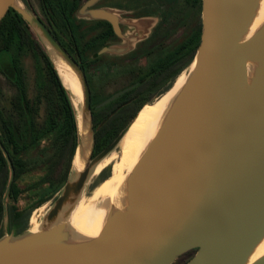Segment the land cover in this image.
I'll use <instances>...</instances> for the list:
<instances>
[{
  "label": "water",
  "instance_id": "obj_1",
  "mask_svg": "<svg viewBox=\"0 0 264 264\" xmlns=\"http://www.w3.org/2000/svg\"><path fill=\"white\" fill-rule=\"evenodd\" d=\"M98 1L89 0L83 10ZM263 1L202 0L193 68L126 174L98 237L85 238L70 219L92 173L146 105L93 157L92 92L84 70L24 2L0 0V21L10 9L21 15L54 62L70 69L82 94L78 112L73 105L78 166L74 162L37 232L12 230L0 238V264H174L191 252L186 264H264V255L253 262L264 243V22L253 31ZM86 17L110 22L121 36L118 15L101 9Z\"/></svg>",
  "mask_w": 264,
  "mask_h": 264
},
{
  "label": "rangeland",
  "instance_id": "obj_2",
  "mask_svg": "<svg viewBox=\"0 0 264 264\" xmlns=\"http://www.w3.org/2000/svg\"><path fill=\"white\" fill-rule=\"evenodd\" d=\"M29 1L35 14L39 16L52 31L60 27L61 23L59 24V19L56 16L51 17L45 13L43 9V0ZM61 1L63 0H52L53 3ZM68 1L78 5L76 16L78 20L83 21V25H80L82 44L90 41V39L94 40L95 37L98 39L97 43H99V50L96 54H91L92 59H90L91 62L87 67V74L90 77L92 92L98 99L106 98L111 94L128 88L134 82L141 81L149 72L152 65L179 45L196 25L195 7L186 4L185 0H99L88 11L102 9L112 12L118 15L123 20L124 24L126 22L131 24L137 19L150 15L160 19L158 26L153 30L151 36L141 45H138V49L132 53L116 57L113 54L102 51L104 49H110L113 45L112 43L108 44V41L112 38L108 37L107 40L105 38L107 36L105 35L106 32L104 33L103 29L106 28L110 31L113 27L110 24H104L101 20L91 21L86 17L88 11H84L83 8L89 0ZM20 2L23 3L22 0H20ZM136 22H138V20ZM59 31L61 40L65 43L73 56L79 60L69 30L61 27ZM106 40L107 42L105 43ZM38 43L41 44L52 61L54 68L59 72L56 63L51 58V54L38 37L36 43H30L24 49L22 64L26 72L28 100L31 109V116L26 124L20 122V116L14 114L15 112L12 107V101L17 94V89L5 77L0 69V128L3 125V121L7 118L11 117L17 119L20 128L19 132L17 131V142L22 148L19 157H23L29 164L28 172L18 181V185L23 190V193H21L17 201L8 200L10 205H14L18 209L29 207L38 201L49 189L52 195L56 188L62 189L70 176L75 162V160H73L72 166L68 171V160L66 158L60 162L55 172L48 175V165L56 158L57 151L60 147L55 142L53 134L48 132L47 128L50 126L49 119L51 115L56 118L61 117L62 101L59 90ZM3 54L7 56L10 55L9 52ZM191 70L192 66L187 69L185 73L186 78ZM66 90L78 112L79 98H77L70 89L66 88ZM117 150L118 149L115 151ZM127 173L128 171L125 172V175ZM111 175V167H106L96 175L92 173L86 193L80 201L89 205V212L92 218L95 217L100 202H89L88 196L101 182ZM38 183H41V185L35 187ZM50 183L54 185V187L51 188ZM46 204L47 207L43 215L50 208L51 202ZM8 220L9 218H5L2 222V234L8 232ZM28 228L29 230L32 229L29 225ZM194 255L195 252L188 253L180 257L174 264H186Z\"/></svg>",
  "mask_w": 264,
  "mask_h": 264
},
{
  "label": "trees",
  "instance_id": "obj_3",
  "mask_svg": "<svg viewBox=\"0 0 264 264\" xmlns=\"http://www.w3.org/2000/svg\"><path fill=\"white\" fill-rule=\"evenodd\" d=\"M22 1L33 10L29 0ZM185 3L195 7V27L179 45L155 62L141 81L134 82L128 87L129 90L126 93L100 108L98 106L113 94L106 98L98 99L91 89L95 132L93 157L107 148L145 105L154 103L169 92L179 76L193 65L201 40L202 0H185ZM43 9L49 16H56L59 19V24L61 23V25L55 28V31H52L44 21H41L46 25L51 35L61 47L79 63L91 87L87 67L91 62L90 59H92L91 54H96L99 50V43H97L98 39L95 37L94 40L90 39V41L82 44L80 25H83V21L78 20L76 16L78 5L68 0L57 3H53L52 0H43ZM104 24L109 23L104 22ZM61 27L69 30L79 60L73 56L61 40V36L59 35ZM105 35H107L105 37L106 39L108 37L116 38L112 28L110 31L107 29ZM36 42L37 36L30 25L15 10L10 9L4 19L0 21V69L17 89V94L12 101V107L15 112L14 114L20 116V122L24 124L27 123V120L31 116V109L28 100L27 77L22 64V55L24 49L30 43ZM38 46L41 48L42 55L46 60L62 101L61 117L56 118L51 115L49 119L50 126L47 128L48 132L53 134L55 142L60 147L57 151L56 158L48 165V175H51L55 172L60 162L66 158L68 160V171L72 166L79 140L78 121L73 103L58 72L40 43H38ZM5 52H9L10 55H4L3 53ZM19 130L17 119L11 117L3 121V125L0 128V142L5 148L4 151L0 145V238L4 236L1 232V226L5 219L6 206L9 218L8 232L14 230L16 235H22L29 230L28 225L32 213L48 202H51L52 205L62 190L61 188H56L52 195L49 189L38 201L25 209H18L16 206L8 203V200L17 201L21 193H23V190L18 185V181L29 170L27 160L19 157L22 150L17 142V131L19 132ZM8 158L12 165L9 164ZM12 168L14 169V175L12 174ZM40 185L41 183H38L35 187ZM50 186L51 188L54 187L51 183Z\"/></svg>",
  "mask_w": 264,
  "mask_h": 264
},
{
  "label": "bare ground",
  "instance_id": "obj_4",
  "mask_svg": "<svg viewBox=\"0 0 264 264\" xmlns=\"http://www.w3.org/2000/svg\"><path fill=\"white\" fill-rule=\"evenodd\" d=\"M263 22L264 1L253 31H255ZM56 66L64 87L70 89L72 93L80 99L82 95L81 89L78 82L73 77L70 69L64 64L58 62H56ZM186 71L179 76L169 92L156 100L154 103L147 104L140 111L137 119L119 143L117 147L118 150L114 151L98 165L94 171L95 175L99 174L106 167L112 168V175L101 182L88 196L89 202H100L99 209L94 218L91 217L89 205L87 203L85 204L84 202H80L75 209L70 219V225L76 233L84 236L85 238L98 237L106 219L109 205L115 203L118 189L126 178L125 172H129L134 167L146 149L148 143L156 134L160 122L172 99L187 79L185 74ZM75 163L76 166H78V157L76 158ZM46 207L47 204L39 207L30 217L29 227L32 228L31 231L34 233L38 230L40 219L43 216ZM263 255L264 243L253 258V262L261 258Z\"/></svg>",
  "mask_w": 264,
  "mask_h": 264
},
{
  "label": "crops",
  "instance_id": "obj_5",
  "mask_svg": "<svg viewBox=\"0 0 264 264\" xmlns=\"http://www.w3.org/2000/svg\"><path fill=\"white\" fill-rule=\"evenodd\" d=\"M89 20L92 21V19ZM137 20L138 22H136ZM137 20H135V22H132L131 24L127 22L124 24L123 20L119 17L121 36H118L119 40L117 42L112 43V46H116L119 48V52L113 54L116 57L134 51L140 42L144 41L150 36L152 30H154V28L160 21L159 18L153 15L144 16ZM8 233L10 232H7L5 234Z\"/></svg>",
  "mask_w": 264,
  "mask_h": 264
},
{
  "label": "flooded vegetation",
  "instance_id": "obj_6",
  "mask_svg": "<svg viewBox=\"0 0 264 264\" xmlns=\"http://www.w3.org/2000/svg\"><path fill=\"white\" fill-rule=\"evenodd\" d=\"M101 21H102V22H107V23H109V24L112 26V24H111L110 22L106 21V20H101ZM157 26H158V25H157ZM157 26H156V27H157ZM112 27H113V26H112ZM156 27L154 28V30L156 29ZM113 30H114V29H113ZM106 31H107L106 28L103 29V32H104V33H105ZM104 33H103V34H104ZM114 33H115V31H114ZM152 33H153V30H152ZM152 33H151V34H152ZM151 34H150V36H151ZM115 35H116V38L113 37L111 40L108 41V44H109V43L117 42V41L119 40L118 35H117L116 33H115ZM150 36H149V37H150ZM149 37H148V38H149ZM148 38H147V39H148ZM147 39H145V40H147ZM145 40H144V41H145ZM144 41L140 42L138 45H141ZM138 45H137V47L135 48V50L138 49ZM135 50H134V51H135ZM132 52H133V51H132ZM132 52H131V53H132Z\"/></svg>",
  "mask_w": 264,
  "mask_h": 264
}]
</instances>
